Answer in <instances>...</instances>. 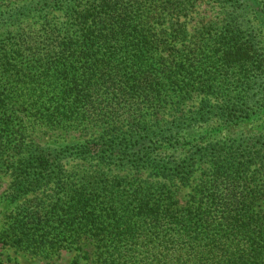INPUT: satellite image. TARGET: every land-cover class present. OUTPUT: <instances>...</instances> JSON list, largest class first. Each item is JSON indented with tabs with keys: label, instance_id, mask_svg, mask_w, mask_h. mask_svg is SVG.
Returning <instances> with one entry per match:
<instances>
[{
	"label": "trees",
	"instance_id": "obj_1",
	"mask_svg": "<svg viewBox=\"0 0 264 264\" xmlns=\"http://www.w3.org/2000/svg\"><path fill=\"white\" fill-rule=\"evenodd\" d=\"M222 1L230 11L215 29L190 27L198 0H87L61 24L3 39L0 158L23 115L55 128L107 124L111 133L19 162L13 196L56 186L48 203L30 200L7 215L0 264L7 246L45 256L81 250L94 264H264V133L205 142L195 123L162 125L169 106L224 89L235 91L220 105L207 99L196 122L215 114L229 126L264 108V0ZM68 152L165 181L91 168L65 180ZM197 173L180 201L177 185Z\"/></svg>",
	"mask_w": 264,
	"mask_h": 264
},
{
	"label": "rangeland",
	"instance_id": "obj_2",
	"mask_svg": "<svg viewBox=\"0 0 264 264\" xmlns=\"http://www.w3.org/2000/svg\"><path fill=\"white\" fill-rule=\"evenodd\" d=\"M86 2L87 0H0V44L3 39L16 35L21 31L41 28L44 24L54 25L61 24L65 20L68 9L73 7L76 2ZM229 5L222 0H198L195 8L188 14L187 20L190 27L212 24L214 29L222 26L226 20ZM261 37L264 46V29L261 28ZM235 90L233 89L232 92ZM228 89L220 92L222 96H207L205 94H195L189 99L181 100L173 105L172 108L166 109L162 117V125H168L173 121L181 123H195L194 130L197 131L198 138L203 137L202 141L209 142L228 137L236 136L241 133L257 134L264 133V108L253 118L244 120L241 123L232 125H223L217 116L212 114V121L209 123L196 122V112L205 104L207 99L210 104H222L227 95ZM234 94V93H233ZM24 124L16 125L14 137L6 139V143L11 145L9 153L4 158H0V229L7 221V215L17 211L23 205L29 204L30 200L48 203L50 195L53 194V187L56 186L55 180L46 182L39 189L32 193H19L13 196L14 180L17 174L14 172L19 166V162L29 159L30 156L37 152H45L52 155L57 150L69 147L71 145L86 144L88 141L108 135L111 133L107 124H98L89 122L87 124L67 125L55 128L43 122H39L34 117L23 115ZM62 168L65 172V180L69 179L70 171L82 174L85 168L99 170L108 176H120L127 178H136L145 181V183H163L164 179L157 177L151 169L145 168H128L129 166L103 165L99 164L96 159L78 157L76 154L66 153L62 158ZM200 172V170H199ZM199 179L197 173L194 179L187 186L177 185L178 199L185 202L192 188ZM176 180L172 183L176 184ZM90 240L84 241V249L93 252L94 248ZM89 244V245H88ZM88 245V246H87ZM81 250L63 249L59 253L51 256L34 255L29 252L16 249L14 247H5L2 249L1 260L4 264H72L75 258H78L81 264H94L93 257L88 260L81 257ZM147 254L138 252L136 259H141ZM144 264V262H141Z\"/></svg>",
	"mask_w": 264,
	"mask_h": 264
}]
</instances>
